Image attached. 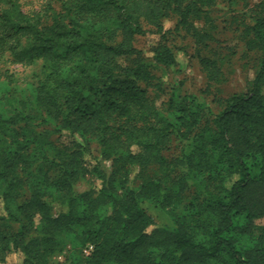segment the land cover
<instances>
[{"label":"trees","instance_id":"trees-1","mask_svg":"<svg viewBox=\"0 0 264 264\" xmlns=\"http://www.w3.org/2000/svg\"><path fill=\"white\" fill-rule=\"evenodd\" d=\"M218 1L44 0L38 10L40 0H0V63L44 66L29 88L0 81V264L13 251L23 264L65 251L63 264H264V9L243 32L255 77L220 112L176 88L161 103L162 82L135 46L148 34L165 40L177 17L209 85L223 83L194 22ZM155 54L177 65L168 45ZM174 141L183 147L169 158ZM92 143L110 175L88 163ZM134 169L148 173L138 188ZM88 176L100 184L83 192ZM188 193L191 212L179 215ZM145 203L174 228L155 227Z\"/></svg>","mask_w":264,"mask_h":264},{"label":"rangeland","instance_id":"rangeland-1","mask_svg":"<svg viewBox=\"0 0 264 264\" xmlns=\"http://www.w3.org/2000/svg\"><path fill=\"white\" fill-rule=\"evenodd\" d=\"M43 7L44 0H40L34 9L42 10ZM263 9L264 0H219L210 11L209 19L194 20L196 27L204 29L210 36L202 54L209 58L219 59L225 74L224 82L217 85H209L205 77L198 59V45L195 39L184 30H176L177 17L173 16L165 21L164 26L167 30L165 40H159L160 36L155 34L138 37L135 46L142 52L145 62L161 80L162 87L166 91L160 102L164 104L169 98L170 91L176 88L182 94L200 97L210 104L214 112H220L222 110L221 100H226L234 94L246 93L250 82L255 77L258 53L246 47L243 32L247 26L254 23L256 17L262 14ZM24 10H30V8L26 7ZM160 45H168L173 50L177 59L175 67L167 68L158 64L155 51ZM43 74L42 63L26 67L12 64L9 57L4 58L0 63V81L6 84L13 82L11 87H17L18 90L36 84L42 79ZM149 91L154 92V89L149 87ZM182 147L183 144L174 141L166 151V155L169 158L178 157ZM95 162L100 164L103 175L108 176L112 173V161L103 158L100 147L92 143L88 163L94 164ZM147 177V172L145 174L140 169H134L131 171L128 185L138 188ZM99 184L100 181L95 176H88L79 184V187L84 192ZM190 206V193H188L187 198L175 209V212L179 215L189 214ZM142 207L154 221L155 227L174 228L175 224L167 211L149 203L143 204ZM1 209L0 204V213H2ZM67 254V251L57 254L50 264H63ZM85 254L87 255L88 252L86 251ZM4 264H23V255L13 251Z\"/></svg>","mask_w":264,"mask_h":264}]
</instances>
